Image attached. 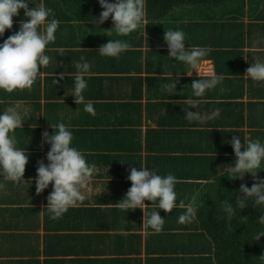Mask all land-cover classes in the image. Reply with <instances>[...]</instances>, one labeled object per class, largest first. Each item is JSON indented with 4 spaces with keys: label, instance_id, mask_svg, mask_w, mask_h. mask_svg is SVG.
<instances>
[{
    "label": "crops",
    "instance_id": "obj_1",
    "mask_svg": "<svg viewBox=\"0 0 264 264\" xmlns=\"http://www.w3.org/2000/svg\"><path fill=\"white\" fill-rule=\"evenodd\" d=\"M31 2L39 4L41 0ZM43 2L60 21L56 40L46 47L52 62L47 69H40L46 75L37 78L31 89L0 91V109L16 102L33 109L23 129L15 130L18 147L29 153L25 182L36 177L41 161L48 163L50 146L39 147L42 133L51 134L49 124L58 121L70 125L73 145L96 170L85 200L55 221L45 210L52 185L38 195L34 183H21L17 188L13 182L3 181L0 264H217L214 245L198 218L200 212L224 205L226 194L220 187L227 188L222 181L227 175L216 170L236 159L227 143L233 132L238 129L250 140L259 132L264 141V82L244 76L255 63L253 56L264 59V44L253 48L254 41L264 40V0H235V4L231 0H144L145 16L152 9L154 16L166 17L156 20L162 30L157 37L149 36L155 22L148 19L128 36L116 37L113 30V37L130 45L118 58L97 52L113 39H98L113 27L111 18L94 26V17L102 11L98 0ZM77 9H83V15L76 16ZM89 12L94 15L87 26L82 18ZM23 18L24 10H20L12 29L0 37V44L19 30ZM166 28L183 30L186 48L208 49L201 71L224 77L221 84L199 98L203 101L200 108L190 109L202 112V124L182 118L183 109L188 107L185 99L192 95V80L199 79V74L195 70L191 76L183 73L190 69L167 57ZM81 56L90 64L83 95L86 102L93 103L94 115L70 96L72 61ZM172 80L177 82L176 91L161 92V85ZM227 99V103L243 104L242 114L231 125L229 116L220 115L222 111L214 120H207L208 113L221 103L218 101ZM236 119L238 126H234ZM221 128L231 130V135L220 138L216 133ZM139 166L177 177V201L183 199L197 208L191 223L178 222L183 209L174 208L170 213L160 210L165 222L156 233L146 222L143 225L144 212L147 217L159 211L155 204L151 207L152 202L146 200L144 212L139 208L125 212L116 206L131 187L129 170Z\"/></svg>",
    "mask_w": 264,
    "mask_h": 264
},
{
    "label": "clouds",
    "instance_id": "obj_2",
    "mask_svg": "<svg viewBox=\"0 0 264 264\" xmlns=\"http://www.w3.org/2000/svg\"><path fill=\"white\" fill-rule=\"evenodd\" d=\"M102 11L95 18L94 26L104 24L110 18L113 27L108 30L113 39L99 47L98 53L103 57L118 58L129 47L125 39L115 38L111 35L114 30L116 37L128 36L143 27L145 21L144 0H98ZM31 0H0V37L6 30L13 27V18L19 16L20 10H24V18L19 21V30L0 44V91L11 93L14 90L31 89L37 78L46 75L40 69H47L52 62V57L46 53V47L56 40V33L60 21L55 18L51 8H48L43 0L39 4H33ZM145 30V29H144ZM186 34L180 29H167L164 33V41L169 50V55L174 63L185 65L190 71L183 73L191 76L193 70L199 74V79L191 83L192 95L185 99L188 105L183 109V119L192 122L204 123L205 117L201 111L193 112L190 109L201 107L203 101L199 99L206 90L216 88L223 81L222 74L208 75L201 71V66L208 56V49L191 46L186 48ZM264 40L253 42V48L259 49ZM51 51V49H48ZM62 51V50H61ZM255 58V63L246 70L244 76L253 82H264V59ZM247 58V57H245ZM57 60V59H56ZM73 76L71 95L75 98L77 105L84 104V111L95 114L91 101H85L83 91L87 88L85 77L91 75L90 64L85 57L81 56L79 61H72ZM174 74V73H173ZM172 74V76H173ZM176 74H180L179 72ZM66 73L61 74L60 79ZM207 76V78H202ZM56 83V80H55ZM177 82L163 83L161 92L171 94L176 91ZM171 96V95H170ZM32 107L22 102L12 103L4 109H0V187L3 181H10L17 188L21 183L27 185L35 184L36 193L39 195L52 185V191L47 196V210L50 220L61 218L71 207L85 200V191L90 188L96 165L89 163L82 151L73 145V134L70 125L63 121L49 124L53 130L42 133L43 148L45 144L49 147L45 164L39 163L36 177L33 180L24 181L25 168L29 163V153L18 147V139L15 135L16 129H23L25 120L31 117ZM218 109L212 110L207 115V120H214ZM241 135H233L230 143L235 161L231 164L221 165L217 168V174H226L231 180H243L246 174H250L255 182L249 188L247 184L241 183L235 203L225 201V212L229 217L237 213L238 209H244L249 203L256 206L260 216L257 220L259 227L254 230L250 237L259 241L264 237V178L258 173L264 171V141L261 139H246L244 145L241 143ZM128 180L131 187L124 198L116 203V206L125 212L148 207L145 201H150L151 207L155 204L159 211H152L145 215L143 225L156 233H159L164 225L165 219L159 214L160 210L166 213L172 212L174 208L183 209L179 215L178 222L191 223L196 214L195 204H185L183 199L177 201L175 185L177 177L168 173L159 174L155 169L144 166L132 167L129 170ZM23 186V187H24ZM257 264H264V256L258 259Z\"/></svg>",
    "mask_w": 264,
    "mask_h": 264
},
{
    "label": "trees",
    "instance_id": "obj_3",
    "mask_svg": "<svg viewBox=\"0 0 264 264\" xmlns=\"http://www.w3.org/2000/svg\"><path fill=\"white\" fill-rule=\"evenodd\" d=\"M230 3L235 4V0H231ZM30 7H33V5L30 4ZM93 9L95 13L98 12L97 7L96 9ZM74 14L76 16L83 15V9H77ZM93 15V13L89 12L82 18V21L87 25L88 20L91 19ZM164 18H166L164 15L162 17L154 16L152 9L147 11L145 19H148L150 23L155 22V24L150 25V31L147 32L149 36H158V30L161 31L162 26L157 25L156 20H164ZM138 34H140L139 31ZM108 35L109 32L107 30L106 34L100 35L98 39H107ZM156 54H159L158 51ZM159 83H161V81H159ZM229 99L226 101H218L221 103L216 104L213 110L218 109V113L222 111L220 115L224 114L229 116L231 125L233 119H235L237 115L242 114L244 105L239 103L233 104L234 102L227 103ZM175 106L176 104L170 105V108ZM238 121V119L234 120V126H238ZM231 133V130L221 128L216 134H219L220 138H226L227 136H230ZM233 134L241 135V143L244 145L245 137L243 133L236 129ZM260 134L261 133L259 132L253 133L255 137H252V139L259 138ZM258 176L260 178H264V171L259 172ZM224 179H226V181ZM222 181L225 182L223 184L224 186L227 185V188L220 187V191L224 189L223 193L226 194L225 201L232 203H235L237 195L239 194L238 190L241 183L247 184V186L250 188L255 182L254 178L250 174H246L243 180H231V177L226 176L222 178ZM225 201H223V206L217 207L215 209H206L205 211L200 212L198 218L202 228L214 245V255L217 264H257L258 259L261 256H264V237H261L259 241H256L251 239L250 235L259 227L257 220L261 213L257 211L253 202L249 203L244 209H238L237 213H233L231 217H229L225 212Z\"/></svg>",
    "mask_w": 264,
    "mask_h": 264
},
{
    "label": "rangeland",
    "instance_id": "obj_4",
    "mask_svg": "<svg viewBox=\"0 0 264 264\" xmlns=\"http://www.w3.org/2000/svg\"><path fill=\"white\" fill-rule=\"evenodd\" d=\"M225 201V199H223Z\"/></svg>",
    "mask_w": 264,
    "mask_h": 264
}]
</instances>
